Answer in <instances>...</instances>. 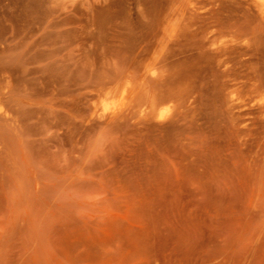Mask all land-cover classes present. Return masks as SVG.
<instances>
[{"label": "rangeland", "instance_id": "rangeland-1", "mask_svg": "<svg viewBox=\"0 0 264 264\" xmlns=\"http://www.w3.org/2000/svg\"><path fill=\"white\" fill-rule=\"evenodd\" d=\"M0 264H264V18L0 0Z\"/></svg>", "mask_w": 264, "mask_h": 264}, {"label": "bare ground", "instance_id": "bare-ground-1", "mask_svg": "<svg viewBox=\"0 0 264 264\" xmlns=\"http://www.w3.org/2000/svg\"><path fill=\"white\" fill-rule=\"evenodd\" d=\"M234 2L241 1L246 3L251 9H253L259 16L264 18V0H232ZM111 98H106L103 100L104 106L109 108L111 105H115V102H111Z\"/></svg>", "mask_w": 264, "mask_h": 264}]
</instances>
